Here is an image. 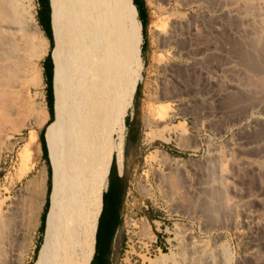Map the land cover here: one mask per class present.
Here are the masks:
<instances>
[{"label": "rangeland", "instance_id": "obj_1", "mask_svg": "<svg viewBox=\"0 0 264 264\" xmlns=\"http://www.w3.org/2000/svg\"><path fill=\"white\" fill-rule=\"evenodd\" d=\"M163 1L143 0L142 9L135 0L137 18L132 0H127L131 31L138 34L142 48L137 92L125 116L121 222L110 249L101 224L92 264H103L104 259L106 264H264V98L259 100L258 95L264 91V69L252 70L240 59L246 48L234 37L233 22L215 28L213 19L197 15L189 0ZM210 2L212 7L215 1ZM40 3L39 8L37 0H16L12 19L1 21L12 31L9 57L0 70V203L4 216L9 217L7 226L0 228V257L8 264H41L43 248L44 230L38 226L46 195L47 162L39 148L25 149L28 132L38 133L48 120L44 119L45 99L51 103L50 92L44 96V80L48 84L51 74L50 60L43 61L48 40L37 23L48 32L47 9L45 0ZM48 3L52 25L53 0ZM171 13L180 26L178 37L183 39L163 48L159 27L161 19ZM27 21L36 26L47 45L37 61ZM184 41L199 44L200 50L193 49L191 54L196 53L186 57ZM53 48L52 82L57 65L55 44ZM193 57L196 70L187 67ZM230 61L240 69L233 75L239 83L241 80L245 87L251 83L250 93L228 88L225 95L215 98L233 77L222 69ZM172 63L173 72L162 71V66ZM32 67L41 74L43 68L39 88L32 85ZM162 82L172 92L165 108L153 100ZM129 130L132 134L127 139ZM146 133L154 138L147 141ZM42 168L45 180L33 226L29 221L30 205L34 204L30 181ZM118 183L112 170L106 203ZM98 216L97 203V220Z\"/></svg>", "mask_w": 264, "mask_h": 264}, {"label": "bare ground", "instance_id": "obj_2", "mask_svg": "<svg viewBox=\"0 0 264 264\" xmlns=\"http://www.w3.org/2000/svg\"><path fill=\"white\" fill-rule=\"evenodd\" d=\"M15 1L0 0V70L2 61L9 57L8 43L12 36L11 27L1 21L3 18L12 19ZM210 1L189 0V3L197 15L213 19L215 28L220 24L225 26V22L230 26L228 20L233 22L232 33L246 48L240 52V59L252 70L264 69V0H213L212 7ZM53 4L51 28L57 65L53 82L54 118L47 133L52 173L40 259L41 264H89L95 248L99 184L108 171L111 150L116 153L120 167L122 164L125 116L135 92L141 42L138 34L131 31L127 0H53ZM173 16L171 13L161 19L159 31L163 48L172 47L171 44L183 39L178 37L180 26ZM26 27L31 33L34 59L37 61L45 54L47 45L32 22L27 21ZM184 45L185 48L182 47ZM182 46L184 53H177L186 54V57L193 49L200 50L199 44L191 46L189 41L188 44L184 41ZM195 60L187 66L191 70L197 68ZM232 62L224 64L222 69L233 76L238 69L234 67L236 62L233 63L235 65ZM173 68V63L167 64L162 66V71L171 73ZM30 77L34 87L42 86V74L37 67L30 69ZM236 77L228 78L227 88L220 89L215 98L225 95L228 88L250 93L251 83L247 88ZM171 93L168 84L162 82L154 93V103L160 108L167 107L169 103L165 101ZM258 95L261 100L264 91ZM144 111L145 107L143 114ZM47 117L46 112L44 119ZM142 119L148 124L146 116L143 115ZM145 138L151 141L154 136L146 133ZM34 147L40 149L37 132L32 129L28 132L25 149L28 152ZM217 176L221 178V174ZM44 180L45 168H42L30 181V188L36 193L34 199L32 191L31 202L34 204L29 210V221L33 226L40 210ZM8 219L0 203V228L7 226ZM2 259L0 257V264H8Z\"/></svg>", "mask_w": 264, "mask_h": 264}, {"label": "trees", "instance_id": "obj_3", "mask_svg": "<svg viewBox=\"0 0 264 264\" xmlns=\"http://www.w3.org/2000/svg\"><path fill=\"white\" fill-rule=\"evenodd\" d=\"M132 3L133 5L135 6V9L137 11V7L135 5V0H132ZM45 6H46V9H47V25H48V32L45 31L42 27V25L37 21L39 27L41 28L42 32H43V35L47 38L48 40V51L43 59V61L45 59H49L50 60V81L49 83L47 84L44 80V83H45V98L47 97V93L50 92V95H51V103H49L46 99H45V103H46V108H47V112H48V120H47V124L45 123L43 125V127L38 131L37 135H38V140L40 142V145H41V150H42V159L47 162L46 164V174H47V178H46V195H45V200H44V203H43V211H41L40 213V216H39V220L41 221L39 223V226L38 228L39 229H43L44 230V226H45V217H46V213H47V210H48V207H49V194H50V181H51V167L49 165V159H48V151H47V147L46 146V142H45V138H44V133H45V129H46V126L53 120L54 118V109H53V102H54V96H53V88H52V77H53V62L51 60V52H53L54 48H53V45H54V41L52 40L53 39V36L51 35L52 33V28L50 29V26H51V23H50V17H49V13H50V8H49V3H48V0H45ZM137 18H138V11H137ZM143 29L144 27L141 26V32H142V37H143ZM142 48V46H141ZM140 48V49H141ZM52 50V51H51ZM42 61V62H43ZM42 62H41V65H42ZM42 75L43 74V68H42ZM138 86V84H137ZM137 86H136V90L134 92V95L136 94L137 92ZM50 104V105H49ZM126 124V123H125ZM46 125V126H45ZM49 127V125H48ZM47 127V129H48ZM132 131L129 130L128 131V136H127V139L130 138L131 136V133ZM44 150H45V153H44ZM112 153H114L113 151H111L110 153V159H111V162H110V166H109V170H108V174H107V178H108V183H107V188H106V191L102 193V207H101V210H100V213H99V216H98V220H97V225H96V231H95V241H94V251H93V255H92V258L89 262V264H92L93 263V260H94V257L96 255V248H97V235H98V232H99V229H100V226L103 222V219H104V210L106 208V202H105V195L108 193L109 189H110V177H111V173H112V170H114L115 172V175H116V169H117V165L116 164V160H115V153L112 155ZM45 155V156H44ZM112 155V157H111ZM118 178L120 179V181L122 180V176H118ZM123 186H122V183L119 185V187L117 188V196H118V199H119V202H120V199H121V196L123 195ZM116 203V208L115 210L118 208V206H120V203ZM98 206H99V203H98ZM121 220L119 218H114L113 220V224L111 225L110 227V230H109V240H111L112 238V235H113V232L116 228V226L118 224H120ZM110 242V241H109ZM38 247L35 248V253L36 251L38 252ZM110 249V247H109ZM36 256H37V253H36ZM107 257V256H106ZM103 264H106V259H104V263Z\"/></svg>", "mask_w": 264, "mask_h": 264}, {"label": "crops", "instance_id": "obj_4", "mask_svg": "<svg viewBox=\"0 0 264 264\" xmlns=\"http://www.w3.org/2000/svg\"><path fill=\"white\" fill-rule=\"evenodd\" d=\"M37 1H38V5H39V8H40V6H41L40 0H37ZM137 1L140 2L141 8L144 9L145 5H144L143 0H137ZM140 24L142 25L141 22H140ZM54 77H55V70H54ZM53 81H54V78H53ZM52 84H53V82H52ZM47 115H48V112H47ZM47 133H48V129H47ZM45 142H46V146L45 147H47V151H48V146H47L46 138H45ZM39 147H40V152L42 154L40 142H39ZM115 159H116V163H117V167H118L116 169V172L117 173H116L115 177H116V179L118 180L119 183H118V186H116L115 189L112 190L113 191L112 192L113 195H112L111 201L108 202V203H106V208L104 210V212H105L104 219H103V222H102V223H104L105 228H106L105 229V234H106L107 240H108V246L107 247H110V248H111L112 241L114 239L115 230H116V228H117V226L119 224L116 226V228H115V230L113 232V235H112L111 240H109V230H110V227L113 224V220H114L115 217L120 219V212H119V207L120 206H118V208L116 210H115V208H116V203L119 202V199H118V196H117V188L121 184V181L118 178V176H120L121 169H122V164H121V167H120L119 161H118V158H117V155L116 154H115ZM107 170H109V166H108V169ZM107 173H108V171H107ZM107 173H106V175L102 176V178L100 180V184H99V191H98V203H99V206L98 207H99V213H100V210H101V207H102V193H103V191L105 192L106 191L105 188H107V183H108ZM110 189H111V185H110ZM122 196H121V199H120V202H119L120 205H121V202H122Z\"/></svg>", "mask_w": 264, "mask_h": 264}, {"label": "water", "instance_id": "obj_5", "mask_svg": "<svg viewBox=\"0 0 264 264\" xmlns=\"http://www.w3.org/2000/svg\"><path fill=\"white\" fill-rule=\"evenodd\" d=\"M49 7H50V5H49ZM49 17H50V14H49ZM50 29H51V26H50ZM53 40V39H52ZM108 174V173H107Z\"/></svg>", "mask_w": 264, "mask_h": 264}, {"label": "flooded vegetation", "instance_id": "obj_6", "mask_svg": "<svg viewBox=\"0 0 264 264\" xmlns=\"http://www.w3.org/2000/svg\"><path fill=\"white\" fill-rule=\"evenodd\" d=\"M116 160V159H115ZM110 162H111V159H110ZM116 165H117V163H116ZM109 166H110V164H109Z\"/></svg>", "mask_w": 264, "mask_h": 264}]
</instances>
